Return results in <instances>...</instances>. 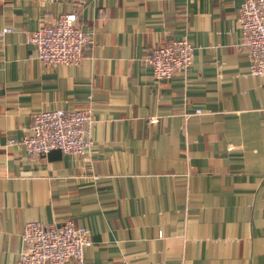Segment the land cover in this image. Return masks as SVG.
Wrapping results in <instances>:
<instances>
[{
	"label": "crops",
	"instance_id": "obj_1",
	"mask_svg": "<svg viewBox=\"0 0 264 264\" xmlns=\"http://www.w3.org/2000/svg\"><path fill=\"white\" fill-rule=\"evenodd\" d=\"M243 1L0 0V264H18L29 220L85 226L86 264H264V75ZM62 12L93 44L46 65L29 36ZM183 38L192 64L155 78L151 50ZM86 107L91 159L28 153L34 114Z\"/></svg>",
	"mask_w": 264,
	"mask_h": 264
},
{
	"label": "built area",
	"instance_id": "obj_2",
	"mask_svg": "<svg viewBox=\"0 0 264 264\" xmlns=\"http://www.w3.org/2000/svg\"><path fill=\"white\" fill-rule=\"evenodd\" d=\"M239 26L243 44L250 50L251 73L264 75V0L243 1ZM8 31L11 28L5 27L0 34ZM29 39L36 46L39 59L52 66L79 64L85 50L93 44L92 32L81 27L76 12L58 14L53 22L34 30ZM193 56L194 44L190 40L172 39L154 47L147 62L155 78L168 80L177 70H186ZM94 122L92 107L43 110L33 115L23 144L33 157L60 150L89 160L95 146ZM22 240L18 264H86V248L92 243L88 229L73 220L59 224L29 220L24 226Z\"/></svg>",
	"mask_w": 264,
	"mask_h": 264
}]
</instances>
